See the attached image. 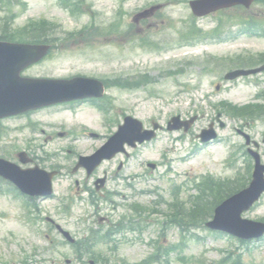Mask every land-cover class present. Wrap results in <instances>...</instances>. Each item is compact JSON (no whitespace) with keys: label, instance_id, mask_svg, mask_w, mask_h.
I'll list each match as a JSON object with an SVG mask.
<instances>
[{"label":"rangeland","instance_id":"obj_1","mask_svg":"<svg viewBox=\"0 0 264 264\" xmlns=\"http://www.w3.org/2000/svg\"><path fill=\"white\" fill-rule=\"evenodd\" d=\"M24 1L27 8L25 11L17 8L20 14L14 25L18 27L39 20L54 23L50 35L56 45L50 57L24 70V77L67 79L83 76L113 82L119 78L138 80L147 74L152 81L137 90L109 89L107 100H111L113 110L108 114L83 106L73 111L59 110L60 107L56 106L2 123L0 158L12 161L19 151H26L37 159L48 157L46 162L39 163L40 168L46 171L56 168L59 175L55 182L57 197L38 202L40 214L36 221L32 220L34 215L27 213L24 201L9 193L0 195V214H3L0 215V264H18L26 257L34 258L35 264H66L67 260L71 261L70 264H84L76 260L71 246L53 247L43 235L51 234L46 217L60 220L78 239L85 233L79 216L82 211L80 203L72 207L70 216L64 217L65 214L60 213L64 202L61 199L71 194L76 180L89 179L92 182L97 177L106 176V193L118 194L109 197L113 203L101 201L107 208V215L112 217V223L128 217L147 224L142 233L127 232L119 236L116 252L104 246L96 247L97 252H102L109 259V264H141L156 251L157 243L165 247L181 241L177 226L163 225L171 212L168 203L172 201L174 187H181L179 200L188 203L185 206L189 208L191 196H198L193 185L203 176L236 180L246 174L251 157L245 158L243 153H247L251 146L246 145L238 131L249 135L259 145L254 150L259 152L264 164V117L245 120L222 116L225 127L220 128L217 123V141L201 146L196 138L210 122L216 121L221 114L222 102L242 106L253 100L252 87L239 85L230 92L217 93L214 83L226 72L231 58L238 61L242 56L255 59L254 50L264 47V39L236 37L245 19L264 15V3L260 0L247 11L231 10L205 18L193 17L189 8L192 0H86L85 6L90 5L92 12L79 17L60 7L57 0ZM156 4L164 7L147 19L146 24L133 22L138 12ZM3 16L4 11L0 9V19ZM117 20L121 31L132 32L134 40L116 34L103 37L110 24L117 26ZM93 23L92 30L95 31L90 37L77 36ZM193 23L206 35H211L220 25L224 36L229 38L221 42L212 38L200 39L193 45L182 42V34L189 32ZM99 29L103 32H96ZM145 37L158 42L162 52L140 48V39ZM245 48L247 50L242 51ZM248 51L251 54L244 55ZM202 53L208 54V58L212 57L211 62L218 64L210 63L214 67L211 74L202 69L203 62L207 60ZM195 114L201 118L188 136L164 130L155 141L136 150L128 149L129 157L118 155L104 162L91 176L83 170L73 172L81 157H90L117 131V124L122 123L124 115L133 116L144 127L150 128L153 120L166 127L173 117L189 118ZM105 115L111 119L110 123ZM90 131L96 132L98 138L83 137L82 134ZM58 132L66 135L61 138L57 136ZM251 160L253 164L254 160ZM149 163L156 164L157 170H150ZM120 164L123 167L118 171ZM210 202H213L211 193L204 200L206 205ZM114 204L119 206L115 211ZM135 204L146 208L142 216H136L130 209ZM244 217L255 221L264 219V195L254 210ZM200 222L197 223L200 227L188 229L185 249L152 264H225L223 261L229 252L241 253L243 264H264V241L242 247L236 240L217 237L201 228ZM30 225L34 230L29 229ZM52 236L61 241L55 232ZM84 259L87 263L89 257Z\"/></svg>","mask_w":264,"mask_h":264},{"label":"water","instance_id":"obj_2","mask_svg":"<svg viewBox=\"0 0 264 264\" xmlns=\"http://www.w3.org/2000/svg\"><path fill=\"white\" fill-rule=\"evenodd\" d=\"M252 0H202L191 3L193 11L205 15L211 11L238 4L249 6ZM42 46H20L0 43V118L16 115L38 107L90 96H102L100 85L94 81L75 79L65 81H37L21 78V72L46 53ZM194 119L188 122L186 131ZM169 130H179L183 127L180 118L172 120ZM155 137L153 132H142V125L132 118L125 119V125L96 155L82 159L80 166L89 172L94 170L103 159H110L122 152L124 144L135 146V142L143 143ZM209 134L206 140L213 138ZM264 168L258 166L254 181L250 188L232 197L216 212L215 221L208 226L228 231L241 238L260 237L264 234V225L242 220L241 214L247 211L259 199L264 191ZM0 175L15 182L18 187L30 195L51 194V180L54 174H48L38 168L22 171L14 165L0 161Z\"/></svg>","mask_w":264,"mask_h":264},{"label":"trees","instance_id":"obj_3","mask_svg":"<svg viewBox=\"0 0 264 264\" xmlns=\"http://www.w3.org/2000/svg\"><path fill=\"white\" fill-rule=\"evenodd\" d=\"M48 26L46 23H35L31 24L28 27H26L23 30H16V31H11L9 30L6 26L0 29V40L3 41H20V42H43L46 43L48 42L50 36L47 35L48 33ZM30 37V38H29ZM151 79L149 76H144L140 80H136L133 82H122L125 84H120L121 86H126L130 85L131 87H139L141 84H146L149 82ZM241 114H246L249 115L248 112L243 111ZM201 199V198H199ZM201 205H194L191 213H194L193 218L195 217V214L197 212V209L200 208Z\"/></svg>","mask_w":264,"mask_h":264},{"label":"flooded vegetation","instance_id":"obj_4","mask_svg":"<svg viewBox=\"0 0 264 264\" xmlns=\"http://www.w3.org/2000/svg\"><path fill=\"white\" fill-rule=\"evenodd\" d=\"M244 55H250L249 53H246ZM248 62H247V60ZM264 59V55H259V56H256L255 59H249V58H246V56H242V61L241 63L243 65H250L253 63V60H263ZM264 75H262V77L260 79H264L263 77ZM92 185L90 184H82V185H78L77 186V192H76V195L78 198H80L82 195L84 194H87V203L90 204L92 202V199L94 198L95 196V193L93 190L89 189L88 187ZM84 200V199H83ZM102 213V210L100 207H93L92 211L89 213V219L92 221V223L94 225L97 226V228H101L102 225H104L106 222H109L110 221V218L108 216H102L100 217L99 215Z\"/></svg>","mask_w":264,"mask_h":264},{"label":"bare ground","instance_id":"obj_5","mask_svg":"<svg viewBox=\"0 0 264 264\" xmlns=\"http://www.w3.org/2000/svg\"><path fill=\"white\" fill-rule=\"evenodd\" d=\"M66 111V110H65Z\"/></svg>","mask_w":264,"mask_h":264}]
</instances>
